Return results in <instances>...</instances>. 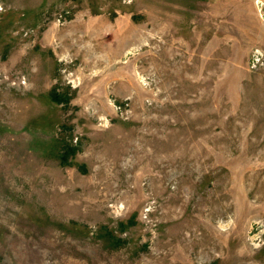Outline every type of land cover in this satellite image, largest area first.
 Masks as SVG:
<instances>
[{"label":"rangeland","instance_id":"obj_1","mask_svg":"<svg viewBox=\"0 0 264 264\" xmlns=\"http://www.w3.org/2000/svg\"><path fill=\"white\" fill-rule=\"evenodd\" d=\"M0 264H264V0H0Z\"/></svg>","mask_w":264,"mask_h":264},{"label":"bare ground","instance_id":"obj_2","mask_svg":"<svg viewBox=\"0 0 264 264\" xmlns=\"http://www.w3.org/2000/svg\"><path fill=\"white\" fill-rule=\"evenodd\" d=\"M90 28V27H89ZM86 32H89V29H86Z\"/></svg>","mask_w":264,"mask_h":264}]
</instances>
